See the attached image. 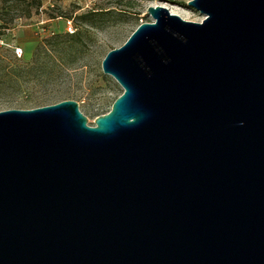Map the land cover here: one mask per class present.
Listing matches in <instances>:
<instances>
[{"label":"water","instance_id":"1","mask_svg":"<svg viewBox=\"0 0 264 264\" xmlns=\"http://www.w3.org/2000/svg\"><path fill=\"white\" fill-rule=\"evenodd\" d=\"M150 7L123 94L0 112V264H264V0Z\"/></svg>","mask_w":264,"mask_h":264},{"label":"rangeland","instance_id":"2","mask_svg":"<svg viewBox=\"0 0 264 264\" xmlns=\"http://www.w3.org/2000/svg\"><path fill=\"white\" fill-rule=\"evenodd\" d=\"M190 1L0 0V112L74 101L94 126L124 92L103 72L107 54L153 22L150 7L179 9L183 20L201 23Z\"/></svg>","mask_w":264,"mask_h":264},{"label":"bare ground","instance_id":"3","mask_svg":"<svg viewBox=\"0 0 264 264\" xmlns=\"http://www.w3.org/2000/svg\"><path fill=\"white\" fill-rule=\"evenodd\" d=\"M168 10L171 12V14L177 15V16L181 17L182 19H186V17H187V14H185V12H182L179 9H177V10H170V9H168Z\"/></svg>","mask_w":264,"mask_h":264},{"label":"built area","instance_id":"4","mask_svg":"<svg viewBox=\"0 0 264 264\" xmlns=\"http://www.w3.org/2000/svg\"><path fill=\"white\" fill-rule=\"evenodd\" d=\"M69 29H70L71 33H74V32H75L74 29H73V27H70ZM16 53H17V55H18L19 57L22 56V53L19 51V49H16Z\"/></svg>","mask_w":264,"mask_h":264}]
</instances>
